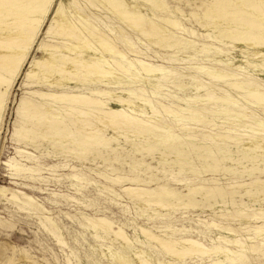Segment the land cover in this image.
Listing matches in <instances>:
<instances>
[{"label": "rangeland", "instance_id": "obj_1", "mask_svg": "<svg viewBox=\"0 0 264 264\" xmlns=\"http://www.w3.org/2000/svg\"><path fill=\"white\" fill-rule=\"evenodd\" d=\"M71 1L67 0V5L71 6ZM78 1L80 12L87 10V1ZM163 2L181 27L166 28L163 38L114 21L95 2L92 10H85L108 37L115 36V44L125 56L109 53L106 58L119 61L125 74L116 72L86 86L71 84L74 87L64 91L89 93L86 89L90 87L111 88L114 94L110 99L102 98L104 110L115 105L127 110L120 123L104 122L103 114L93 111L89 113L93 116L65 118L62 127L42 124L34 115L30 118L19 113L18 106L29 96L27 90L49 89L40 85L26 88L24 72L13 82L0 122V187L12 190L11 198L0 194V264L11 258L14 264H22L17 262L20 257L31 264H120L115 253L127 257L134 251L142 252L151 264H264V234L253 228L241 229L264 222V133L255 135L249 129L254 125L251 118L264 117V107L247 103L248 89L240 95L231 92L238 100L235 108L212 100L220 92H213L210 87L214 84L207 76L214 68L239 58L247 73L239 78H245L256 69L247 67L244 59L263 71L260 65L264 60L247 57L245 50L253 47L228 39L223 27L203 20L194 0L190 4L184 0ZM197 18L204 23H197ZM125 38L147 56L144 60L157 67L145 74L139 72L138 63L130 67L134 57L119 44ZM42 39L47 40L44 32ZM92 50L87 57L101 56L99 48ZM42 56V49L34 50L29 62ZM260 83L264 85V78ZM215 84L225 88L226 80ZM123 90L134 93L127 99L133 108L120 103L125 99L119 93ZM61 103L49 102L58 108L66 106ZM242 110H248L251 118L244 117ZM241 134L255 135L257 140L246 144ZM127 187L143 188L146 195H134L141 191H125ZM154 191L169 192L161 199L171 205L165 209L151 206L156 199ZM254 214H258L257 223ZM99 218L119 227L127 243L97 222ZM140 227L163 239L192 245L185 246L183 258L169 257L141 235Z\"/></svg>", "mask_w": 264, "mask_h": 264}, {"label": "bare ground", "instance_id": "obj_2", "mask_svg": "<svg viewBox=\"0 0 264 264\" xmlns=\"http://www.w3.org/2000/svg\"><path fill=\"white\" fill-rule=\"evenodd\" d=\"M66 1L67 0H0V122L3 118L6 102L8 99V95L12 90L13 82L19 75L22 74V72H24V74L22 75H24L23 83L24 86H26V88L31 87L32 85H38V86L40 85L42 87L49 89V91L37 90V89L27 90L26 94L29 95L30 97L29 96L23 97L18 106L19 113L25 115V117L28 116L30 117L31 115L32 116L34 115L35 119L37 117L38 120L40 119V121H42L41 122L42 124L44 122L47 123L48 126L50 125L61 126L64 125L65 118L71 119L73 117L75 118V116H79V117L83 115L85 116L86 114L89 115V113L91 112L94 113L93 111L100 112L101 114H103L104 118L101 119L104 122H109L114 125L120 123L127 116V115L125 116V114H127L126 113L127 110H122L123 108L121 109L120 107L114 108L116 105L112 108L108 107L107 110H104L105 103L102 101L103 100L102 98L105 97L106 100L110 99L111 95L114 94V92L110 91L111 88L110 90L108 89V91H106V90H101L99 88L90 87L89 89L88 88L86 89L89 90V93H84L83 91L75 92L72 90L71 92L64 91L66 90L65 88L72 89L74 86L72 87L71 84L76 85L80 83L83 86H86V84L88 83L95 84L99 80L108 79L112 74H115L116 72L120 74H125L124 69L119 61L115 62L109 60L110 61L109 62L106 58L107 57L106 55L109 53L116 54L120 58H124L125 56L122 51L118 50L115 44V42L117 43V40L115 41V36L114 38L111 36H110L111 38L108 37L105 34L106 32H104L103 28L99 24L91 20L90 19L91 17L89 18L87 16L88 13L87 14L85 13L86 9L83 10L84 12L83 11L80 12V10L82 9L79 8L80 5L78 4L79 3L78 0H72L71 6L67 5ZM86 1L87 4L86 3L85 4L87 6L85 5L84 6L87 8V10L90 9L95 2L104 11L111 14V17L114 21L120 22L122 25H125L133 29L134 28L141 30L143 29L144 31H147V33L149 32L150 35L151 34L156 35V37L161 36L163 38L164 36H166L165 35L166 28H170V29L181 28L180 25L178 24L179 21L171 17L172 12H169L163 0H86ZM185 1L187 4L188 3L190 4V0H184V2ZM140 3L142 5H140ZM193 4L195 8L201 13V18L203 20L208 21L213 27H223L222 31L225 32L224 35L226 34L225 36L228 37V39L230 38L231 40L237 41L239 43L244 42L246 46L253 47L252 51L245 50L246 53L245 52L244 53L246 54L247 57L261 58L264 60V0H194ZM154 13H158V15L156 16ZM90 15L93 16L92 14ZM102 20H104L103 17L101 18V21ZM203 20L197 18L196 22L204 23ZM222 23H226L225 26H221ZM42 32H44V37L47 39L45 41L43 39L40 40ZM135 32L136 31H134V33ZM118 41L120 42V39H118ZM119 44L124 46L123 48L125 49V52L126 50H128L134 57L130 60L131 61L130 67L131 66L133 67V64L138 63L139 65L138 67H140L139 72L141 70L143 71L142 72L143 74L151 70H154V68L157 67L156 65L144 60L146 59L147 56H144V54L140 51V49L134 46L129 40H126V38L125 40H122V44L121 42ZM93 48H99L101 52V56L92 57V58L87 57L86 53H88V51L92 50ZM37 49H42L43 56L36 61L35 58L33 57L29 62V59L31 58V54L33 53L34 50ZM240 62L242 63V61L239 60V58L237 59L235 58L233 59V63L224 64L222 67H220L221 69L214 68L213 71L207 73V76H209L210 81L212 82V84H214L211 85L210 88L213 90V92H217V91L220 92L218 95H216L217 97L214 96L212 100L221 101L226 105H233L235 108L236 105L238 106L237 104L238 100L232 96L234 92L240 95L241 93L245 92L248 89L247 91L248 94L246 93L247 103L249 102L252 105H259V106L262 105L264 107V85L260 83L261 79L264 78V71L261 68L260 70H258L257 67L259 66L252 65L246 59H244L243 62L246 64L247 67H252L257 71L255 70V72L249 73L248 77L246 76L247 78L245 76H244L245 78H239L243 74H247L246 70L240 66ZM100 64H103L104 68H101ZM260 66L264 68V63H262V65ZM134 74L135 73H133V75ZM129 76L130 75H128V78ZM153 80H155L154 77ZM218 80H226V84L224 85L225 88L219 89V87L215 84L217 83ZM145 88H146V84H145ZM232 91H234L233 94H231ZM119 93L125 96V99H121L120 100L121 102L120 101L119 102L128 108H133L132 102L130 103L127 99L129 97H132L134 93L131 90H123V91H119ZM241 97L245 98V96H241ZM49 102H53L54 104L55 103L58 104L59 102L60 103L64 102L66 106L58 108V105L57 107H55L56 105L54 106L53 104H49ZM241 106L242 105L239 106V109H242ZM230 108L233 109L232 106ZM253 109L256 110L255 108ZM58 110H60L61 112H58ZM243 110L245 109L243 108ZM243 110L242 112L245 113L246 116H244L241 113L240 114L244 117H247L248 115L246 112L248 110L245 112ZM225 111L226 110H224V112ZM261 111L264 114V109ZM128 112H130L131 114L133 113L131 111ZM158 112L160 113V111ZM57 115L60 116L58 117ZM161 115L162 113H160V116ZM89 116H93V115H89ZM150 116L152 117L151 114ZM251 119L253 123L251 121L250 122L251 124L254 125H252V127L249 128L250 131H252L255 135L256 134L260 135L264 133V117L263 118L253 117ZM74 120L75 119H73L72 121L74 122ZM136 120L140 121V119H136ZM74 126L75 125H73V127ZM169 127L170 126H168L167 129H169ZM222 129L223 130L221 131L225 130V128ZM243 134H241L240 137L244 138L243 140L246 144H250L254 142V140H257V136L255 135L254 137H250L248 135L243 136ZM259 139L261 138L259 137ZM124 189L125 191H128L131 190L132 188L130 189L127 187ZM9 191L5 188L0 187V194L5 198L12 197L11 194L12 190L10 192ZM131 191H141V193L138 194L136 192L137 194L134 195H140V196L146 195V191H144L143 188L139 190L133 189ZM168 193L166 191L164 193L154 191L153 196H156V199H154L151 202V206L160 207L163 209L169 207L171 204L164 203L163 200L161 199L162 197L167 196ZM26 198L28 201L33 203L32 198L28 196H26ZM252 219L254 223H257L258 214H254L252 216ZM96 220L102 225H107L109 227L108 229H110L123 244L127 243V237L119 227L115 226L111 222L102 218ZM243 220H247V219H243ZM251 228L255 230H259L264 234V222L262 223L259 222L257 223V225L247 226L245 228L241 227L243 231ZM138 230L140 231L141 235L147 239L148 242L154 244L155 247L157 246V248H159L165 255L172 258H176V259L183 258L184 256H186L185 246L189 244L192 245V243L189 242H178L176 240L163 239L158 235H155L142 227H140ZM242 235L243 234H241V236ZM114 259L120 261V264H151L150 261L145 257V255L140 251L131 252L127 257H123L115 253ZM7 261H8L7 264H14L15 262V260L12 258ZM17 262H20L22 264L23 263L31 264V262L25 259L24 257H20L17 260Z\"/></svg>", "mask_w": 264, "mask_h": 264}]
</instances>
